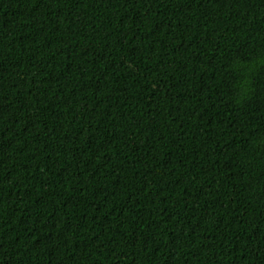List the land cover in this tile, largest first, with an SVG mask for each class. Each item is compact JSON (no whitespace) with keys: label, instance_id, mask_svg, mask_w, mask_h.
<instances>
[{"label":"trees","instance_id":"1","mask_svg":"<svg viewBox=\"0 0 264 264\" xmlns=\"http://www.w3.org/2000/svg\"><path fill=\"white\" fill-rule=\"evenodd\" d=\"M0 264H264V0H0Z\"/></svg>","mask_w":264,"mask_h":264}]
</instances>
